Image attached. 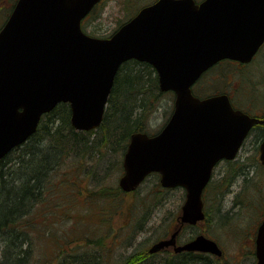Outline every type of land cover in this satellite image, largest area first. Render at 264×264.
<instances>
[{
	"label": "water",
	"instance_id": "obj_1",
	"mask_svg": "<svg viewBox=\"0 0 264 264\" xmlns=\"http://www.w3.org/2000/svg\"><path fill=\"white\" fill-rule=\"evenodd\" d=\"M101 0H19L0 31V159L34 134L43 114L70 106L71 126H100L120 66H154L159 89L175 93L174 112L159 134L133 133L119 187L132 192L156 172L163 188L185 189L178 217L204 218L202 192L220 159L231 160L253 123L225 95L200 100L191 86L221 60L249 63L264 42V0H159L111 38L90 37L80 22ZM259 160L264 165V141ZM256 236V263L264 264V221ZM178 230L150 253L204 252L218 244L200 235L177 246Z\"/></svg>",
	"mask_w": 264,
	"mask_h": 264
},
{
	"label": "rangeland",
	"instance_id": "obj_2",
	"mask_svg": "<svg viewBox=\"0 0 264 264\" xmlns=\"http://www.w3.org/2000/svg\"><path fill=\"white\" fill-rule=\"evenodd\" d=\"M104 2L92 12L90 26L85 24L88 25L86 30L93 35L109 36L117 25L133 16L138 8L146 5L150 0H104ZM8 3L4 1L1 5L7 6ZM6 9H0V24L5 18L3 11ZM197 87L203 97L225 91L230 94L233 103L238 107H249L246 105H250L255 109L264 108V46L249 65L240 66L232 62H223L207 73L205 78L195 85L194 91H197ZM159 100L158 104L150 108L152 112L149 119L144 120L146 125L144 129L150 135L162 128L173 111V93H164ZM251 148V142H248L245 150ZM124 151L121 148H114L106 154L87 151V154H92V159L95 161L94 167L91 164L92 160L91 163L86 164L85 159L83 162L85 172L74 170L72 164L74 158L77 157L74 156L70 160H64L65 164L59 169L60 172L47 180L52 185L54 181L56 185H63L61 183L65 180L70 182L68 186L57 190L50 185L49 189L43 193L49 201L48 211H54L55 207H58L56 212L74 216L65 217L62 221H54L55 236H58V239L55 237L51 244L46 241L49 246L43 245L42 242L37 246L39 249H35V257L38 264H49L48 256L54 257V254H51L53 250L57 249L64 253L78 246L82 241L86 242V246L79 248L81 256L91 250L99 259L97 264H124L126 256L145 253L152 247L151 245L158 240L167 239L173 231L180 227V234L176 241L178 245L204 234L219 243L227 260L237 257L238 264H251L248 256L253 259L250 249L254 242L255 229L264 215V168L256 163L258 155L251 159L253 167L248 172L247 181L244 174H240L239 171L234 173L240 166L220 162L214 170L213 179L205 194L209 221L199 226L186 227L177 225L176 222L181 213L180 207L184 202V190L176 188L156 197V180L159 181L156 173L148 176L132 194H115L113 198H105L107 196L100 192L108 193L110 190L115 192L118 179L122 174L119 168ZM98 176L102 179H98ZM237 193L239 195L235 197ZM151 195L154 196L150 198ZM236 201L237 205L234 203ZM216 208L221 215L234 214L236 221L232 223L230 220L224 224V227H219L215 217ZM99 214L102 220L96 219L99 218ZM145 216L147 217L144 227L140 229L139 222ZM110 220L111 231L108 237ZM135 221L139 222L135 223ZM222 222L220 221L219 225H222ZM47 224L51 227L50 222ZM107 237L108 239L105 240ZM100 240L102 243L97 246L95 241ZM42 245L44 252L40 250ZM45 247L48 248L47 251ZM157 253L154 254L158 256L164 254L161 251ZM89 258L93 260V256L89 254L83 256V260L88 261Z\"/></svg>",
	"mask_w": 264,
	"mask_h": 264
},
{
	"label": "trees",
	"instance_id": "obj_3",
	"mask_svg": "<svg viewBox=\"0 0 264 264\" xmlns=\"http://www.w3.org/2000/svg\"><path fill=\"white\" fill-rule=\"evenodd\" d=\"M111 91L104 119L97 129L77 131L70 124L69 106L61 103L50 113L43 115L38 130L29 137L27 142L11 150L6 157L0 160V264H38L35 249L41 242L46 246H49L46 241L49 244L53 243L56 237L54 221H62L65 217L74 216L56 212L58 207H55L54 211H48L49 201L43 193L52 184L47 180L60 172L59 169L65 164L64 160H70L74 156L77 157L73 160V169L84 173L83 167L86 169L84 160L86 159V164L94 160L92 154H87V151L100 153L105 150L103 153L106 154L114 148L126 150L130 134L147 131L144 129L146 127L144 120L149 119L152 112L150 108L158 104L164 94L158 89L155 71L147 64L138 61H128L120 67ZM94 162L91 163L92 167H94ZM119 169L122 172L121 160ZM98 179L102 178L98 176ZM54 183L52 187L56 190L70 184L69 180L62 182L63 185ZM156 183V197L173 190L163 189L158 180ZM100 192L107 196L105 198H113L115 194L127 195L118 186L115 192L112 190L108 193ZM156 201L160 200L156 199ZM124 211L126 212V209ZM216 211L219 210L216 208ZM227 214H225L222 225H219L217 220L219 227H224V224L230 220L232 223L236 221L234 214L231 216ZM146 217H143L140 222L135 221V223H140V229L144 227ZM96 219L102 220V216ZM204 221H209L208 212ZM49 222L53 228L49 227L47 224ZM108 225L109 237L111 220ZM57 237L55 239H58ZM101 241H95V244L99 246ZM43 245L40 247L41 252H44ZM83 246H86L84 241L64 253L57 249L53 250L51 254H54V257L51 258L49 255L50 260L48 259L47 262H50L49 264H97L99 259L94 251L89 250L82 256L79 254L78 250ZM44 249L47 251L48 248ZM161 253L164 254L162 256H158L159 253L150 255L146 251L144 256L148 255L152 261L150 264H238L237 257L227 260L226 255L218 258L215 255L204 253L180 252L175 254L172 250ZM85 254L93 256L95 261L91 258L88 261L83 260ZM251 256L253 259L249 256L248 258L251 264H255L254 255L251 254ZM149 259L147 261H150Z\"/></svg>",
	"mask_w": 264,
	"mask_h": 264
},
{
	"label": "flooded vegetation",
	"instance_id": "obj_4",
	"mask_svg": "<svg viewBox=\"0 0 264 264\" xmlns=\"http://www.w3.org/2000/svg\"><path fill=\"white\" fill-rule=\"evenodd\" d=\"M4 1H7L9 2L7 6H2L1 3H3ZM19 0H0V9L1 8H7L4 12V19L3 21L1 22L0 24V29H1V26L4 25V23L10 18V14L12 13V10L15 6V4L18 2ZM157 1L159 0H150L149 3H146V5H143L141 8L143 7H146L147 5H152V4H155L157 3ZM196 3H200L202 2V0H195ZM105 2L104 0H101V3H99L95 8H98L100 7L101 5H103ZM141 8H138L135 12V14L141 9ZM92 14V11H90V14L86 15L82 20H81V25H82V29L83 31L88 34V35H93L92 33H89L86 28L88 27V25H85V24H89L90 23V16ZM135 14L127 19L124 20V22H122V24L120 25H117V27L115 29H113V32L109 34V37L111 36V34L114 33V31H116L120 26L124 25V23L128 22L131 18H133L135 16ZM90 26V24H89ZM264 46V44H263ZM262 46V47H263ZM261 47V48H262ZM153 70V66H150ZM158 81V79H157ZM217 94H225V91H219L217 93H213V94H208L206 95V97L208 96H213V95H217ZM201 94L199 93V96ZM227 96L230 97V101H231V104H232V107L235 109V110H241L243 113H245L246 115H248L250 118H255V119H258V120H263V115H264V108L262 107V109H255L254 107H250V105H246V106H249V107H245V106H236L233 101H232V97L230 96L229 93H227ZM206 97H203L202 98H206ZM253 106V105H252ZM251 108V109H249ZM249 132L248 134L246 135V137L243 139V142L238 150V153L236 155V157L234 159H232L231 161H227V160H220V162H224V163H227V164H232V165H238V170L235 171L234 173L236 172H240V174H244L246 177H245V180L247 181L248 178H249V173L250 170L252 169L253 167V162H252V158L256 157L257 155V161L256 163H258V166H261L264 168V165H262L260 162H259V156H260V145L261 143L264 141V126L261 124V123H254L250 128H249ZM248 142H251V149H248V150H245V147L246 145L248 144ZM248 151H251V152H248ZM243 153H245V155H243ZM220 162L218 163V165L220 164ZM217 165V166H218ZM217 166L215 167V169L217 168ZM214 169V170H215ZM214 173V171H213ZM240 176H243V175H240ZM244 178V176L242 177ZM222 181V180H221ZM220 181V183H222ZM229 187V186H228ZM239 195V193H237L235 195V197H237ZM264 218V216H263ZM255 242V241H254ZM254 242H253V245L251 246V249H250V252L254 250ZM168 250H172V248H168Z\"/></svg>",
	"mask_w": 264,
	"mask_h": 264
},
{
	"label": "bare ground",
	"instance_id": "obj_5",
	"mask_svg": "<svg viewBox=\"0 0 264 264\" xmlns=\"http://www.w3.org/2000/svg\"><path fill=\"white\" fill-rule=\"evenodd\" d=\"M40 194H41V192H40ZM39 194V195H40ZM39 197V196H38ZM37 197V198H38ZM236 205H237V201L236 202H234ZM229 212V211H228ZM235 213V212H234ZM226 214V213H225ZM225 214H222L221 215V212H219V211H217V213H216V215H215V217H216V222H217V220L220 222V220L221 221H223L224 219H225ZM219 217H221V218H219ZM210 219H211V217H210ZM215 219V218H214ZM226 220H227V217H226ZM215 221V220H214ZM228 221V220H227ZM215 222V223H216ZM217 224V223H216ZM126 259H125V263L124 264H150V261H147L148 259H149V257H148V255L146 254L145 256H144V253L142 254V253H137V254H134V255H131V256H126L125 257ZM171 263V262H170Z\"/></svg>",
	"mask_w": 264,
	"mask_h": 264
}]
</instances>
